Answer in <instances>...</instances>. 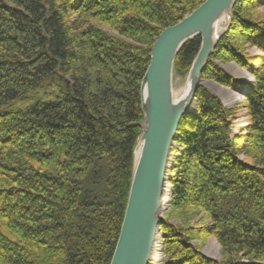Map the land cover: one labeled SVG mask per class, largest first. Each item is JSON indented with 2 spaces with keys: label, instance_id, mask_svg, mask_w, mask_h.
<instances>
[{
  "label": "trees",
  "instance_id": "1",
  "mask_svg": "<svg viewBox=\"0 0 264 264\" xmlns=\"http://www.w3.org/2000/svg\"><path fill=\"white\" fill-rule=\"evenodd\" d=\"M205 0H0V264H109L158 35ZM264 0H236L201 79L251 73L248 123L198 87L172 152L166 264H264ZM200 47L173 65L187 73ZM248 49L260 55L249 57ZM213 238L214 261L201 253Z\"/></svg>",
  "mask_w": 264,
  "mask_h": 264
},
{
  "label": "water",
  "instance_id": "2",
  "mask_svg": "<svg viewBox=\"0 0 264 264\" xmlns=\"http://www.w3.org/2000/svg\"><path fill=\"white\" fill-rule=\"evenodd\" d=\"M235 1L205 0L176 24L165 28L151 47L139 88L141 132L134 149L129 193L110 264H149L160 226V201L170 168L171 149L181 120L196 112L195 93L202 85L201 75L223 35L222 32L215 37V23L227 13V30ZM197 37L200 47L188 74L190 89L184 98L174 101L171 83L174 60L180 49Z\"/></svg>",
  "mask_w": 264,
  "mask_h": 264
},
{
  "label": "rangeland",
  "instance_id": "3",
  "mask_svg": "<svg viewBox=\"0 0 264 264\" xmlns=\"http://www.w3.org/2000/svg\"><path fill=\"white\" fill-rule=\"evenodd\" d=\"M231 12H232V10H231ZM258 13L261 15H264V7L259 8ZM226 26H227V23L225 24L224 29L222 30L223 34L229 28L228 27L227 30L225 31ZM246 54L251 58L260 55L259 51L256 49H248L246 51ZM221 69L223 72H225L227 74V76H229L232 79L231 86L226 87L223 85L216 84L215 82H212V81H207V80L201 79L202 85L199 87H203V88L207 89L208 91H210L214 96H216L220 100L223 107L228 108V109L238 107L237 115H236V118L234 120L232 131H233V133H239V132H242L243 129H245V127L247 126V123H248L246 113L241 108L243 106V95L241 94L240 91H243L244 89H248L250 87H253L255 81H254V78L249 71H247L243 68L237 67L236 65H234L232 63L221 66ZM189 70L187 73H184V74H177V73H175V71H173L172 81H171L173 92L180 91V90L184 89V87L188 81ZM234 96L237 98L236 100L232 99V97H234ZM174 145H175V143H174ZM134 149H135V147H134ZM133 158H134V150H133ZM174 158H175V153L172 152L171 162H173ZM169 165H170V168H169V171L167 172V174H168V185L165 184V186L169 187L168 189L171 190L170 184H169V177H170V171H171L173 165H172V163H169ZM132 170H133V165H132ZM170 198H171V194L169 196V201H168L169 203H168L167 207L165 208L164 212L161 213V215L159 216L160 221L164 220L165 214L169 211ZM157 235L160 239L159 243L161 245V252H162L160 264H164V262H163L164 261V255H163L164 243H163V237L161 235L160 226H159V231H158ZM213 243L217 247V256L216 257H213L207 251L208 247L210 245H212ZM201 253L205 257L216 261L219 258V246H218L217 242L213 238L208 239L201 246ZM149 264H153L152 260H149Z\"/></svg>",
  "mask_w": 264,
  "mask_h": 264
},
{
  "label": "bare ground",
  "instance_id": "4",
  "mask_svg": "<svg viewBox=\"0 0 264 264\" xmlns=\"http://www.w3.org/2000/svg\"><path fill=\"white\" fill-rule=\"evenodd\" d=\"M227 21H228V14L227 13H224L217 20V22L215 23V26H214L215 37L218 36L222 32ZM189 89H190V83L187 81L184 89H182L180 91H176V92L172 91L173 100L178 101L181 98H184V96L187 95ZM232 99L236 100L237 98L234 96V97H232ZM138 152H139V148L136 149L135 158H137ZM165 184L168 185V174L165 175ZM168 188L169 187L164 185L163 197L161 198V201H160V215H161V213L164 212L165 208L167 207V205L169 203L168 201H169V196H170V190ZM159 242H160V239H159L158 235L156 234V236L154 238L153 245H152V249H151V255H150V260H152L153 264H160L161 263L160 261H161L162 252H161V245ZM207 251L213 257L217 256V247L214 245V243L208 247Z\"/></svg>",
  "mask_w": 264,
  "mask_h": 264
}]
</instances>
